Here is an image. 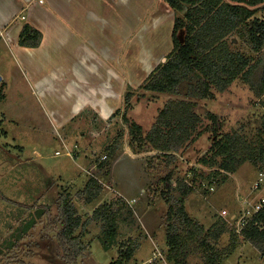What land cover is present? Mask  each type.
Listing matches in <instances>:
<instances>
[{
	"label": "rangeland",
	"instance_id": "1",
	"mask_svg": "<svg viewBox=\"0 0 264 264\" xmlns=\"http://www.w3.org/2000/svg\"><path fill=\"white\" fill-rule=\"evenodd\" d=\"M255 16L264 17V11ZM245 31L246 26H241L226 40L231 54H240L250 66L261 52L251 50ZM6 61L7 98L3 95L5 83L0 81V264H68L56 236L63 225L55 220L54 230H48L50 221L58 218L62 197L73 205L80 226L89 221L80 236L86 249L76 264H109L130 241L137 242L138 249L126 264H175L167 260L166 233L173 228L179 235L183 232V223L170 210L180 200L189 219L205 229L221 219L235 223L230 216L240 218L251 211L243 200L259 197L250 187L262 163L258 158L264 161V93L256 92L257 75L250 76L252 85L242 73L223 90L211 85L202 99L187 97V83L182 84L179 95L133 90V96L111 118L100 120L86 112L61 132L50 134L37 116L40 112L33 98L23 89L15 64ZM2 67L0 62V71ZM245 70L247 67L243 73ZM169 99L196 102L201 120L192 130L193 136H200L167 153L154 149L146 136ZM12 115L23 119L25 126L11 121ZM211 116L221 122V135L235 131L248 141L259 164L248 160L226 173L219 171L222 160L216 157V165L202 166L200 159L212 145ZM32 117L42 129L28 128L26 119ZM34 149L42 159L33 154ZM17 157L23 161L18 162ZM167 177L172 181L170 187L164 182ZM91 179L99 192L89 200L84 190ZM180 181L191 185L192 191L181 194ZM103 204L116 216L115 237L107 250L101 243L103 220L92 218ZM227 226L218 240H209L210 250L191 245L184 264H264L247 240L232 245L230 230L235 227L228 222ZM80 232L79 227L74 235Z\"/></svg>",
	"mask_w": 264,
	"mask_h": 264
},
{
	"label": "trees",
	"instance_id": "2",
	"mask_svg": "<svg viewBox=\"0 0 264 264\" xmlns=\"http://www.w3.org/2000/svg\"><path fill=\"white\" fill-rule=\"evenodd\" d=\"M173 10L174 20L172 28L173 48L167 55L165 62L159 64L154 71L136 89L179 95L183 83H187V97L202 99L208 93L211 85L223 90L229 86L241 74L243 79L250 83V76H258L256 92L264 93V17L255 15L264 11V0H164ZM189 7L185 10V8ZM246 26L245 37L253 52L259 53L252 65L240 54L233 55L228 47L226 38L239 27ZM41 34L28 24H24L19 35V44L28 47H37ZM245 67V73H243ZM123 103L133 96V89H125ZM197 103L179 99H169L161 109L155 124L147 134V141L153 148L160 152H175L187 141L200 136H193L192 130L200 122V116L196 113ZM121 109L116 110L114 116ZM214 121L209 131L212 145L207 154L200 159L202 166H214L216 157L221 158L219 171L226 173L236 171L239 166L248 160L257 163L253 155L252 145L239 136L235 131L230 134H220L221 122L214 116ZM110 154L112 150L110 149ZM209 154V155H208ZM261 165L259 171H264V161L258 158ZM218 173V172H217ZM170 187L171 179H164ZM95 180L91 179L84 192L88 199L92 200L98 195V189L91 190ZM177 188L182 189L181 194L186 195L192 191V186L180 181ZM263 194V193H262ZM264 195V194H263ZM183 223L184 229L181 235L175 228L168 229L166 238L168 242L167 260L175 264H184V258L189 254V247L196 245V249L210 250L209 240L216 241L228 230L225 220H218L208 229L198 224L187 216L183 201H178L175 208L170 209ZM48 213V207H45ZM42 214L43 211H40ZM73 205L66 197L61 198L58 218L50 221L48 230H54V222L59 221L63 225L56 236L63 251L66 263L76 264L83 255L86 245L80 239L84 234V228L89 221L80 226V219L76 215ZM95 220H103L101 243L107 250L112 246L116 233V216L110 211V206L103 204L97 208L92 216ZM264 207L253 215L250 221L240 232L230 230L232 245L242 239L251 243L264 260ZM81 228L78 236L74 235L77 228ZM227 229V230H226ZM170 230V231H169ZM138 244L130 241L118 249L117 258L109 264H126L134 255ZM232 248L230 249V251ZM14 264V263H7ZM19 264H24L19 262Z\"/></svg>",
	"mask_w": 264,
	"mask_h": 264
},
{
	"label": "crops",
	"instance_id": "3",
	"mask_svg": "<svg viewBox=\"0 0 264 264\" xmlns=\"http://www.w3.org/2000/svg\"><path fill=\"white\" fill-rule=\"evenodd\" d=\"M173 20L164 0H0L2 94L7 58L50 134L86 112L108 119L121 109L125 89L136 90L166 61ZM24 24L41 34L37 47L19 44ZM26 121L30 130L42 129L33 117ZM33 154L42 159L37 149Z\"/></svg>",
	"mask_w": 264,
	"mask_h": 264
},
{
	"label": "built area",
	"instance_id": "4",
	"mask_svg": "<svg viewBox=\"0 0 264 264\" xmlns=\"http://www.w3.org/2000/svg\"><path fill=\"white\" fill-rule=\"evenodd\" d=\"M39 3H44L45 0H37ZM103 159H105V157H103ZM264 190V171H259L256 180L252 183L251 185V193L252 194H256L257 195V199L256 200H251L250 202L247 200H243V202L245 203L246 208L251 209V211L246 210L244 212L243 217L237 218L236 215H232L229 218L232 220H235V223H232L228 220H226L229 223H231L232 225H234L235 227V231L236 232H240L241 229L250 221V219L252 218L253 215L259 213L262 208L264 207V195H260V192ZM259 193V194H258ZM254 202V203H252ZM221 216H225L226 212L222 211L220 213Z\"/></svg>",
	"mask_w": 264,
	"mask_h": 264
},
{
	"label": "water",
	"instance_id": "5",
	"mask_svg": "<svg viewBox=\"0 0 264 264\" xmlns=\"http://www.w3.org/2000/svg\"><path fill=\"white\" fill-rule=\"evenodd\" d=\"M0 81H1V77H0Z\"/></svg>",
	"mask_w": 264,
	"mask_h": 264
}]
</instances>
